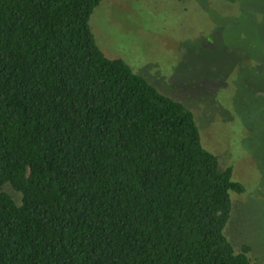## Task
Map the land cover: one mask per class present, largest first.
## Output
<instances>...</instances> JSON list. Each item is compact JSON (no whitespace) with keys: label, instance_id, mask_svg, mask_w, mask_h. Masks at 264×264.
<instances>
[{"label":"trees","instance_id":"1","mask_svg":"<svg viewBox=\"0 0 264 264\" xmlns=\"http://www.w3.org/2000/svg\"><path fill=\"white\" fill-rule=\"evenodd\" d=\"M103 1L0 0V264H255L223 235L244 188L100 51Z\"/></svg>","mask_w":264,"mask_h":264},{"label":"rangeland","instance_id":"2","mask_svg":"<svg viewBox=\"0 0 264 264\" xmlns=\"http://www.w3.org/2000/svg\"><path fill=\"white\" fill-rule=\"evenodd\" d=\"M89 28L106 58L192 112L203 148L244 188L223 235L264 264V0H106Z\"/></svg>","mask_w":264,"mask_h":264}]
</instances>
